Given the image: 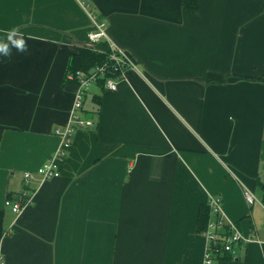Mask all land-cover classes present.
Segmentation results:
<instances>
[{"label":"crops","instance_id":"0c3cea01","mask_svg":"<svg viewBox=\"0 0 264 264\" xmlns=\"http://www.w3.org/2000/svg\"><path fill=\"white\" fill-rule=\"evenodd\" d=\"M194 1L0 0V263L203 264L198 210L218 197L259 244L212 264H264V0ZM83 2L135 68L91 85L92 126L61 156L65 64L95 31ZM50 159L59 176L42 181ZM25 173L32 203L15 215Z\"/></svg>","mask_w":264,"mask_h":264},{"label":"built area","instance_id":"2783aa9c","mask_svg":"<svg viewBox=\"0 0 264 264\" xmlns=\"http://www.w3.org/2000/svg\"><path fill=\"white\" fill-rule=\"evenodd\" d=\"M81 4L95 27V31L89 35L88 43L85 46L91 50L101 51L98 45H103L102 43H104L108 49L109 64L97 65L89 72L76 71L75 73H68L66 75L68 81L75 83V87L68 123L64 127L56 128L54 131V134L60 139L58 154L61 156L70 147L71 138L75 131L92 126V122L89 119L81 116L88 87L98 84L99 80H104L103 87L105 89L115 90L116 84L123 80L126 70L135 68L134 62L125 50L107 39L105 25L92 15L90 8L85 2ZM109 70L113 71L114 76H107ZM36 173L42 181L59 176V171L52 159L44 163ZM23 176L24 189L18 192L13 198H8L4 202V205L15 215H18L25 207L32 203V196L27 191V186L32 176L30 173H25ZM244 196L247 204H252L254 200L253 196L248 192H245ZM206 204L209 208L210 219L208 220L206 230L201 232V235L206 241L203 264H212L214 260L232 254L236 244L246 245L253 242L259 244V241L253 239L252 236L251 238H243L235 224L225 221L221 213L218 197L210 198ZM0 264H3V262Z\"/></svg>","mask_w":264,"mask_h":264},{"label":"trees","instance_id":"16d2710c","mask_svg":"<svg viewBox=\"0 0 264 264\" xmlns=\"http://www.w3.org/2000/svg\"><path fill=\"white\" fill-rule=\"evenodd\" d=\"M181 6L188 11H195L197 8V4L194 0H180ZM103 45H98V47L102 48L101 51L91 50L90 48L86 46H77L75 47V52L71 53L66 61L65 64V75L63 77V85L67 84L75 87L74 82H70L67 80L66 75L68 73H75L76 71H82V72H89L92 68H94L97 65L102 64H109L108 60V49L104 43ZM97 47V48H98ZM113 71L109 70V73L107 74L108 77L114 76L112 73ZM103 81L99 80L98 85L103 87ZM224 81V80H223ZM261 81H264V78H261ZM2 128H0V139L2 135ZM8 198H11L9 195ZM264 200V199H263ZM264 202V201H263ZM209 219V208L207 204L201 205L198 210L197 215V232L201 234L202 231L206 230V226ZM227 234V232H225Z\"/></svg>","mask_w":264,"mask_h":264},{"label":"clouds","instance_id":"9594fccd","mask_svg":"<svg viewBox=\"0 0 264 264\" xmlns=\"http://www.w3.org/2000/svg\"><path fill=\"white\" fill-rule=\"evenodd\" d=\"M9 39L11 40V44L15 46L17 49L22 50L25 47V43L22 38L12 39L10 35ZM8 47H9L8 44L0 43V51H3L5 54H7L8 52Z\"/></svg>","mask_w":264,"mask_h":264},{"label":"rangeland","instance_id":"374dc122","mask_svg":"<svg viewBox=\"0 0 264 264\" xmlns=\"http://www.w3.org/2000/svg\"><path fill=\"white\" fill-rule=\"evenodd\" d=\"M88 90H89L90 93H92L93 86H89V87H88ZM90 120L92 121V118H91V117H90ZM78 130H79V129H78Z\"/></svg>","mask_w":264,"mask_h":264}]
</instances>
